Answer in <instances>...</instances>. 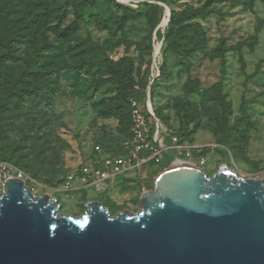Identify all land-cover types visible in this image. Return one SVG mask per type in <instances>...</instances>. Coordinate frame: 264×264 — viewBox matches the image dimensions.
<instances>
[{"label":"rangeland","instance_id":"obj_1","mask_svg":"<svg viewBox=\"0 0 264 264\" xmlns=\"http://www.w3.org/2000/svg\"><path fill=\"white\" fill-rule=\"evenodd\" d=\"M1 1L8 10L21 4ZM66 1L55 0L56 6ZM152 4L162 9L155 26L147 18ZM186 9H204L207 16L190 21L188 30L176 29L168 40L171 12ZM13 16L16 29L23 28L17 10ZM73 21L69 11L62 28ZM45 30L38 31V41L65 55L26 80L44 87L53 69L60 88L53 95L32 91L23 97L17 90L10 97L15 106L0 111L2 191L7 179L21 177L34 195L56 198L64 215H81L92 200L112 216L140 212L135 178H124L121 189L61 192L70 172L85 163L101 167L122 152L126 136L120 121L99 116L92 105L116 96L106 82V59L130 62L135 74L146 76L152 109L177 133L193 132L192 144L207 159L203 168L209 176L227 166L242 178L264 181V0H97L77 32L60 37ZM7 95L8 88L0 86V102ZM231 133L242 138L223 143ZM163 171L150 164L135 174H146L143 181L152 191Z\"/></svg>","mask_w":264,"mask_h":264},{"label":"water","instance_id":"obj_2","mask_svg":"<svg viewBox=\"0 0 264 264\" xmlns=\"http://www.w3.org/2000/svg\"><path fill=\"white\" fill-rule=\"evenodd\" d=\"M163 168L141 210L112 216L87 201L74 217L10 178L0 189V264H264V181L227 166Z\"/></svg>","mask_w":264,"mask_h":264},{"label":"trees","instance_id":"obj_3","mask_svg":"<svg viewBox=\"0 0 264 264\" xmlns=\"http://www.w3.org/2000/svg\"><path fill=\"white\" fill-rule=\"evenodd\" d=\"M96 2L97 0H67L62 8H58L55 0H21V4L17 8L8 10L5 6L8 2L0 0V86L8 88L9 93L7 99L1 100L0 111H5L9 106H15L10 97H13L17 90H23L21 92L22 97L32 91L37 93L46 91L48 95H53L58 91L60 82L58 77H54L53 69H51V80L44 87L27 83V76L33 75V72L40 68H47L53 59L59 58L60 55H65L64 52L58 53L54 51L50 43L42 40L39 42L37 33L42 29L47 31L45 30L46 27L60 37L65 35V31L77 32L80 24L86 18L87 11L93 9L96 6ZM14 10H17L18 14H20V21H23V28L21 29H16V17L13 16ZM69 11L72 12L74 21L69 27L62 28L67 22ZM161 14L162 9L158 5L152 4L150 6L147 18L152 26L158 23ZM205 16H207V13L204 9H186L180 12H171V16L168 19L170 22L165 28L166 37L169 40L176 29L180 32L188 30L193 25L188 24L190 21L204 18ZM16 66H19L20 69L17 73H14L13 69ZM105 66L108 74L106 82L116 89V96L93 102L92 105L95 109H98L97 113L99 116L120 121L126 141L130 137L132 124L130 99L144 101L148 81L146 76L139 77V74H135L130 62L106 59ZM49 68H52V64ZM135 88H139L142 92H135ZM18 104L20 105L21 103L19 102ZM156 117L164 128L173 130L174 135L178 136L182 142L188 141L192 143V131L186 129L182 134H179L174 128L167 126L157 114ZM154 130L155 125L152 124V131L154 132ZM230 135L223 139V143H230L232 137L235 141L242 138L240 134L234 135L231 133ZM167 142H169V139H167ZM124 152L123 143L120 155H123ZM201 155L203 154L201 153Z\"/></svg>","mask_w":264,"mask_h":264},{"label":"built area","instance_id":"obj_4","mask_svg":"<svg viewBox=\"0 0 264 264\" xmlns=\"http://www.w3.org/2000/svg\"><path fill=\"white\" fill-rule=\"evenodd\" d=\"M130 107L132 124L130 137L124 142V154L107 157L101 167H95L91 163L83 164L77 172H70L66 176L61 192L69 195L92 187L98 191L113 186L120 188L119 185L123 183L124 178L134 175L146 165L163 167V153L173 155V165L191 164L203 168L207 164V159L197 154V146L188 141L182 142L174 135L173 130L161 125L150 104L149 94H146L144 101L130 99ZM152 124L155 125L154 132ZM135 179L134 184L139 186L141 195L149 191L145 186L146 182L143 181L147 179L146 177L140 175ZM6 181L2 185L5 189ZM0 189L2 190L1 186Z\"/></svg>","mask_w":264,"mask_h":264},{"label":"crops","instance_id":"obj_5","mask_svg":"<svg viewBox=\"0 0 264 264\" xmlns=\"http://www.w3.org/2000/svg\"><path fill=\"white\" fill-rule=\"evenodd\" d=\"M146 173H147V172H146ZM136 177H137V175L134 174V175H131V176L128 177V178H136ZM144 177H146V174H144ZM128 178H127V179H128ZM119 187L121 188V185H119ZM138 192H139V194H140L141 191L139 190ZM140 196H141V195H140Z\"/></svg>","mask_w":264,"mask_h":264}]
</instances>
